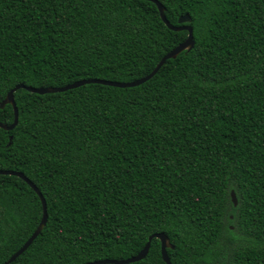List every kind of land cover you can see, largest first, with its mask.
<instances>
[{"label":"trees","instance_id":"obj_1","mask_svg":"<svg viewBox=\"0 0 264 264\" xmlns=\"http://www.w3.org/2000/svg\"><path fill=\"white\" fill-rule=\"evenodd\" d=\"M157 1L194 45L146 82L13 92L0 170L47 219L10 264L124 260L157 233L171 264H264V0ZM187 34L148 0H0V103L139 80ZM41 217L0 174V264ZM129 264H165L160 241Z\"/></svg>","mask_w":264,"mask_h":264},{"label":"water","instance_id":"obj_2","mask_svg":"<svg viewBox=\"0 0 264 264\" xmlns=\"http://www.w3.org/2000/svg\"><path fill=\"white\" fill-rule=\"evenodd\" d=\"M148 1H150L156 5L162 22L167 26V28L169 30H172V31L185 30L188 32V34H187V38L182 43L177 45L175 48H173L170 52H168L165 56H163L161 58V60L157 63L155 68L147 76H145L139 80L129 82V83L105 81V80H98V79H87V80L78 81V82L73 83L71 85H67L64 87H56V88H51V87L34 88V87H30V86H25L23 84L16 85L12 90H10L6 94L4 100L0 103V109H2L6 104H9L12 106L13 114H14L13 122L10 125H5V124L0 123V129L5 130V131H9V130H12L14 128V126L17 124V120H18L17 108H16V105H15V102L13 99V92L16 91L17 89H25L28 92H32V93H36V94H45V93L62 92V91H65V90H68L71 88L78 87V86H80L82 84H86V83H100V84H104V85L121 87V88L122 87L137 86V85H140V84L146 82L150 78H152L157 73V71L160 69V67L165 63L166 60L175 59L180 53L190 51L193 48L194 40H193V35H192V28L189 25H186V23L190 22L189 16L186 14L181 16L177 22L178 26H174L167 21L165 14H164L165 8L163 7V5L161 3H159L157 0H148ZM0 174L12 175V176H16V177L22 179L37 194V196L39 197V200L41 202V205H42V217H41V220H40L37 228L35 229V231L27 239V241L22 245V247L19 250H17L12 256H10V258L8 260H6L3 263V264H10L22 252H24L27 249V247L32 243V241L35 239V237L41 232L42 228L44 227V225L46 223L47 212H46L45 201L43 199L42 194L37 189V187L26 176H24L20 172L8 171V170H0ZM230 196H231V199L233 201V205L236 206L237 202H236L235 194L233 191L230 193ZM152 238H156L160 241L161 257H162L163 262L165 264H171L169 257L167 255L166 249L167 248L173 249L174 246L170 243L169 238L166 235H164L163 233H157V234L152 235L149 238V241L143 247V249L136 256H133L131 258H127L124 260H102V261L88 262V263H84V264H129V263H133V262L142 260L143 258H145L146 254L149 250V245H150V241Z\"/></svg>","mask_w":264,"mask_h":264}]
</instances>
